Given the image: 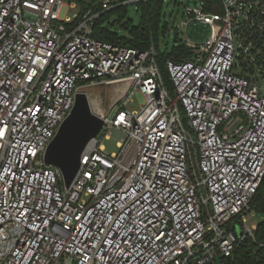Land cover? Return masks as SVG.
<instances>
[{"label":"built area","instance_id":"obj_1","mask_svg":"<svg viewBox=\"0 0 264 264\" xmlns=\"http://www.w3.org/2000/svg\"><path fill=\"white\" fill-rule=\"evenodd\" d=\"M98 4L64 18L75 2L0 0V264H232L264 178V0L185 6L191 56L166 61L172 89L154 45L93 36L120 5ZM122 82L67 187L48 145L77 93Z\"/></svg>","mask_w":264,"mask_h":264},{"label":"trees","instance_id":"obj_2","mask_svg":"<svg viewBox=\"0 0 264 264\" xmlns=\"http://www.w3.org/2000/svg\"><path fill=\"white\" fill-rule=\"evenodd\" d=\"M82 6V12L93 8L94 11H101L99 0H78ZM127 0H116L120 5L102 13L96 20L93 28V36L99 40L107 42L122 41L133 48L145 51L149 50L152 45L157 51L156 61L161 69L166 84L172 89L169 80V74L166 67L168 59L181 61L191 56V51L183 44H175L171 49L168 46L165 52L160 50V23L165 17L164 6L166 0H139L138 12L141 14V21L134 24L131 19L127 18L128 4H122ZM117 16L113 22L111 17ZM119 24L126 29L130 36H120L116 30L112 28ZM167 24H165V27ZM251 206L262 219L257 224L255 230V240L250 239L245 245L239 247L233 256L232 264H264V178L262 183L254 195Z\"/></svg>","mask_w":264,"mask_h":264},{"label":"water","instance_id":"obj_3","mask_svg":"<svg viewBox=\"0 0 264 264\" xmlns=\"http://www.w3.org/2000/svg\"><path fill=\"white\" fill-rule=\"evenodd\" d=\"M130 86V82L101 84L82 89L77 93L71 114L60 125L45 155L48 164L60 169L67 187L73 183L81 167L83 151L99 134L104 126V118L125 97ZM103 87L109 89L116 100L109 109L100 106L94 111L90 101V90ZM239 234L242 232L239 231Z\"/></svg>","mask_w":264,"mask_h":264},{"label":"rangeland","instance_id":"obj_4","mask_svg":"<svg viewBox=\"0 0 264 264\" xmlns=\"http://www.w3.org/2000/svg\"><path fill=\"white\" fill-rule=\"evenodd\" d=\"M68 3L75 2V8L64 9L63 17H72L74 18V14H79L82 12V6L78 0H67ZM195 0H166L164 6L165 17L162 18L160 23V50L165 52L166 46L171 49L180 39H182L181 32L179 33L176 27L182 22V13L184 11L185 6L190 5L194 6ZM117 19V16L111 17L110 21L113 22ZM127 20L131 19L134 24H138L141 21V14L138 12V5L134 2L128 3L127 10ZM167 24V27H165ZM116 30L120 36L129 37V32L122 28L119 24H116L115 27L112 28ZM200 29H192L189 30V36L191 38H196L201 36ZM205 37L208 32H203ZM165 34V35H164ZM164 35V36H163ZM88 89V88H87ZM116 97L112 92H110L107 88H98L90 90V101L92 104V108L94 111H97V107H102L104 109H109V107L115 102ZM127 107L131 110L139 109V97L135 96L133 101L127 105ZM102 138V135H99V139ZM120 141V137L116 133H111L109 138H103L102 143L104 144L108 153H114L119 150L118 142ZM251 222L253 224H258L262 219L260 215L257 213L254 216H251Z\"/></svg>","mask_w":264,"mask_h":264},{"label":"snow or ice","instance_id":"obj_5","mask_svg":"<svg viewBox=\"0 0 264 264\" xmlns=\"http://www.w3.org/2000/svg\"><path fill=\"white\" fill-rule=\"evenodd\" d=\"M121 119H123V117H121ZM3 135H4V132L2 130H0V137H3Z\"/></svg>","mask_w":264,"mask_h":264},{"label":"bare ground","instance_id":"obj_6","mask_svg":"<svg viewBox=\"0 0 264 264\" xmlns=\"http://www.w3.org/2000/svg\"><path fill=\"white\" fill-rule=\"evenodd\" d=\"M92 104H94V103H92Z\"/></svg>","mask_w":264,"mask_h":264}]
</instances>
